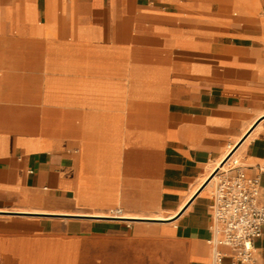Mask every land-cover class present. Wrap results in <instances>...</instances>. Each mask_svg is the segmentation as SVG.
<instances>
[{
    "label": "crops",
    "instance_id": "obj_1",
    "mask_svg": "<svg viewBox=\"0 0 264 264\" xmlns=\"http://www.w3.org/2000/svg\"><path fill=\"white\" fill-rule=\"evenodd\" d=\"M232 159L264 203V0H0V264H213Z\"/></svg>",
    "mask_w": 264,
    "mask_h": 264
},
{
    "label": "built area",
    "instance_id": "obj_2",
    "mask_svg": "<svg viewBox=\"0 0 264 264\" xmlns=\"http://www.w3.org/2000/svg\"><path fill=\"white\" fill-rule=\"evenodd\" d=\"M213 181L210 205L213 235L207 240L213 247V264H221L227 256L221 246L230 248L235 264H257L255 240L264 234L259 177L249 178L238 160L232 159L230 169H221ZM109 217L122 218L123 209L111 210Z\"/></svg>",
    "mask_w": 264,
    "mask_h": 264
},
{
    "label": "rangeland",
    "instance_id": "obj_3",
    "mask_svg": "<svg viewBox=\"0 0 264 264\" xmlns=\"http://www.w3.org/2000/svg\"><path fill=\"white\" fill-rule=\"evenodd\" d=\"M7 214L41 216L43 217L44 220H52L49 215H44L40 213L9 212ZM62 217L67 218L69 216H62ZM61 226L64 227V224ZM100 245L102 249L103 248L106 250L114 249L112 242L104 241V242H101ZM93 247H94L93 249L96 251L98 249V244L95 243V246ZM78 248H79L78 242L55 243V242H48V241H40V242H36L35 256H32L30 255V253H28V251L31 250L29 248L25 250L22 246H20L18 250L21 249L19 251H21V253L23 254L22 255L23 264H72L73 258L71 257V253L74 251H77ZM123 248L125 247L123 246ZM106 259L109 260V264H113L114 260L117 261L116 258L113 259L112 257H109ZM130 259L131 258L129 257V255L126 256L123 254L121 256L122 264H128ZM73 264H82L81 253L76 258H74ZM90 264H97V257H90ZM138 264H146V262L145 260L139 259Z\"/></svg>",
    "mask_w": 264,
    "mask_h": 264
},
{
    "label": "water",
    "instance_id": "obj_4",
    "mask_svg": "<svg viewBox=\"0 0 264 264\" xmlns=\"http://www.w3.org/2000/svg\"><path fill=\"white\" fill-rule=\"evenodd\" d=\"M231 155H232V154L230 153L228 157H230ZM216 173H217V171L214 172V173L212 174V176L210 177V180L215 176ZM210 180H209V181H210Z\"/></svg>",
    "mask_w": 264,
    "mask_h": 264
},
{
    "label": "bare ground",
    "instance_id": "obj_5",
    "mask_svg": "<svg viewBox=\"0 0 264 264\" xmlns=\"http://www.w3.org/2000/svg\"><path fill=\"white\" fill-rule=\"evenodd\" d=\"M108 215H110V214H108Z\"/></svg>",
    "mask_w": 264,
    "mask_h": 264
}]
</instances>
